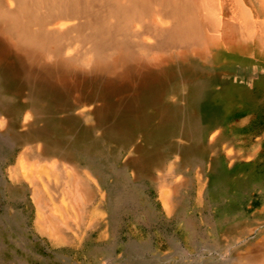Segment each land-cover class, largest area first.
<instances>
[{
  "label": "rangeland",
  "instance_id": "374dc122",
  "mask_svg": "<svg viewBox=\"0 0 264 264\" xmlns=\"http://www.w3.org/2000/svg\"><path fill=\"white\" fill-rule=\"evenodd\" d=\"M163 2L159 19H145L160 37L144 41L202 51L199 72L208 67L213 91L204 103L225 108L222 120L205 121L193 148L176 128L142 175L134 160L150 145L141 133L123 147L105 143L108 171L79 147L69 161L47 155L56 141L45 132L57 133L37 111L43 101L0 87V264H264V0ZM187 89L171 102L186 106ZM93 111L70 113L98 138ZM21 156L31 172L17 168Z\"/></svg>",
  "mask_w": 264,
  "mask_h": 264
},
{
  "label": "bare ground",
  "instance_id": "6f19581e",
  "mask_svg": "<svg viewBox=\"0 0 264 264\" xmlns=\"http://www.w3.org/2000/svg\"><path fill=\"white\" fill-rule=\"evenodd\" d=\"M165 4L163 0H0V87L14 95L26 89L43 101L37 111L57 133L45 132L46 143L49 138L56 141L51 150L47 147V155L69 161L79 147L94 156L92 166L109 171L112 155L105 154V143L123 147L141 133L150 145L142 149L143 157L134 160L142 175L160 159L161 141L179 134L176 128L184 130L179 129L180 135L190 138L193 148L197 133L208 129L203 125L214 116L222 120L225 108L204 103L213 91L205 86L208 67L199 72L203 66L197 57L202 51L186 46L172 54L163 52L159 42L144 41L148 33L160 37L157 25L145 19L158 17ZM72 20L78 23L67 28L58 25ZM259 20L264 23V17ZM222 37L227 41L229 33ZM66 50L77 55L68 56ZM183 84L188 86L181 97L186 106L169 98L179 95ZM89 105L94 106V126L101 131L98 138L70 113ZM52 109L65 115L52 119ZM190 111L192 115L184 118ZM21 165L26 173L33 170L25 156L19 158L17 168ZM16 175L21 177L20 170Z\"/></svg>",
  "mask_w": 264,
  "mask_h": 264
}]
</instances>
